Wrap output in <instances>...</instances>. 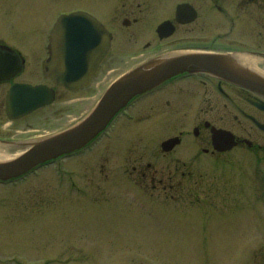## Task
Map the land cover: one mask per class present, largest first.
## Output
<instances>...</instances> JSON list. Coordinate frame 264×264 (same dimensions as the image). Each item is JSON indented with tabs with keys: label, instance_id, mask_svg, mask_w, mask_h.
Returning <instances> with one entry per match:
<instances>
[{
	"label": "flooded vegetation",
	"instance_id": "af4514ba",
	"mask_svg": "<svg viewBox=\"0 0 264 264\" xmlns=\"http://www.w3.org/2000/svg\"><path fill=\"white\" fill-rule=\"evenodd\" d=\"M147 1L150 9L130 3L124 9L131 13L121 19L111 15L104 22L93 14L111 33V46L93 75L74 90L48 76L49 32L61 13L42 38L12 34L0 39V153L27 152L37 142L75 127L116 79L135 68L182 57L189 64L192 55H203L208 66L225 69L229 76L219 68L220 72L178 69L126 101L87 145L36 165L24 177L39 168L56 170L61 160L94 155L89 161L99 165L91 171L98 172L101 181L136 178V190L144 196L148 187L157 198L163 190L170 206L156 207L170 209L187 200L174 195L176 187L183 186L189 194L190 181L172 182L180 171L178 155L172 156L187 142L188 152L195 146L203 156L237 148L258 150L264 156V0ZM115 70L121 72L106 81ZM35 90L37 94L28 95ZM66 121L65 126H56ZM216 130L220 136L215 142ZM256 133L263 144L254 142ZM167 141L171 142L165 145ZM231 143L233 148L225 152L215 148ZM158 161L165 164L158 167ZM71 173V185H79L80 177Z\"/></svg>",
	"mask_w": 264,
	"mask_h": 264
},
{
	"label": "rangeland",
	"instance_id": "374dc122",
	"mask_svg": "<svg viewBox=\"0 0 264 264\" xmlns=\"http://www.w3.org/2000/svg\"><path fill=\"white\" fill-rule=\"evenodd\" d=\"M146 2L0 0V39L42 38L62 12L82 9L106 22L130 14L124 8L131 4L150 9ZM260 137L254 142L263 144ZM188 148L187 142L172 156L180 159L172 182L190 181L189 194L176 187L174 195L187 199L177 208L156 207L170 206L169 197L159 189L157 198L150 187L144 196L136 178L101 181L91 171L99 165L89 161L94 155L0 183V264H264L263 153L237 148L209 157ZM71 171L79 185H71Z\"/></svg>",
	"mask_w": 264,
	"mask_h": 264
},
{
	"label": "water",
	"instance_id": "95a60500",
	"mask_svg": "<svg viewBox=\"0 0 264 264\" xmlns=\"http://www.w3.org/2000/svg\"><path fill=\"white\" fill-rule=\"evenodd\" d=\"M50 36L52 58L47 65L48 76L58 84L66 85L70 90L76 89L92 75L111 45V34L105 27L92 14L81 10L67 15L61 14L54 23ZM184 58L186 57L150 68L138 67L124 74L105 92L94 110L75 127L37 142L28 152L16 158L0 162V180L18 177L40 162L68 154L84 146L105 128L108 120L125 105L126 101L163 81L178 69L220 72L217 70L219 67L216 68L214 64L212 67L207 65L206 56L192 55L189 64L184 63L187 61H183ZM219 69L222 74H229L225 69ZM29 94L35 95L37 91H28ZM219 136L220 132L216 130L213 133L215 142ZM170 142L167 141L165 145ZM224 146L215 145V148L227 151L234 143Z\"/></svg>",
	"mask_w": 264,
	"mask_h": 264
},
{
	"label": "bare ground",
	"instance_id": "6f19581e",
	"mask_svg": "<svg viewBox=\"0 0 264 264\" xmlns=\"http://www.w3.org/2000/svg\"><path fill=\"white\" fill-rule=\"evenodd\" d=\"M16 155L17 154L12 155V154H5V153L1 152L0 153V161H8L10 159L9 157H11V156L16 157Z\"/></svg>",
	"mask_w": 264,
	"mask_h": 264
}]
</instances>
